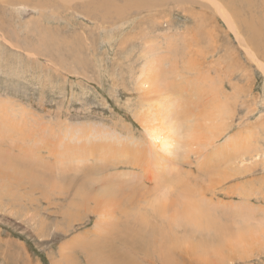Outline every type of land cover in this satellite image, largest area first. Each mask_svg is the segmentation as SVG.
<instances>
[{
  "label": "rangeland",
  "instance_id": "rangeland-1",
  "mask_svg": "<svg viewBox=\"0 0 264 264\" xmlns=\"http://www.w3.org/2000/svg\"><path fill=\"white\" fill-rule=\"evenodd\" d=\"M263 64L264 0H0V264H264Z\"/></svg>",
  "mask_w": 264,
  "mask_h": 264
},
{
  "label": "bare ground",
  "instance_id": "bare-ground-1",
  "mask_svg": "<svg viewBox=\"0 0 264 264\" xmlns=\"http://www.w3.org/2000/svg\"><path fill=\"white\" fill-rule=\"evenodd\" d=\"M116 6V5H115ZM216 6V10H217V12L221 15V17L223 18V20L225 21V23L228 25V27L230 28V29H232V31H234V29L236 30V25H234V23H233V21L230 19V16L228 15V13L220 6V5H215ZM262 25H261V27H260V31H258L259 32V35H260V33L263 31V29H262ZM253 29V28H252ZM256 32V31H255ZM256 34H257V36H258V33L256 32ZM238 36V35H237ZM249 56H250V59H252V60H254V61H256V62H258L257 60H256V57H255V55H253V54H249ZM251 60V61H252ZM258 65H259V67H260V69L262 68L263 69V67H261L262 66V64H261V66H260V64L259 63H257ZM264 65V64H263ZM217 124V123H216ZM219 124V123H218ZM217 124V125H218ZM223 127H224V125H222ZM222 126L220 127L219 125H218V127L216 126V127H214L213 129H211V132H212V135H213V138H216V136L215 135H219L220 133H222V130H224V128H222ZM188 129H186L185 130V133L187 134V136H186V138L184 139V142H187L188 144L191 142V141H193V139H196V136L199 134L198 133V131H197V129H194L191 125H189L188 124ZM174 129V128H173ZM173 129H170V131L168 132V130H166V132L167 133H165L166 135L167 134H170V133H174V134H177L176 133V131H174ZM213 138H211V139H213ZM164 139H166V138H164ZM213 140H216V139H213ZM207 141H209V140H207ZM15 173V172H14ZM126 176H130V175H125V177ZM12 177V176H11ZM15 177V176H14ZM13 177V178H14ZM16 178V177H15ZM106 188H108V189H106L103 193H101L100 195H99V201H103L104 199H105V197L106 196H108L109 195V193H110V190L109 189H111L113 192H115L116 190L115 189H117V191L119 190L118 188H116V186H114V184L112 185V184H110V185H108ZM117 193V192H116ZM116 193H114V194H116ZM109 196H111V195H109ZM166 202V200L165 199H160V200H158L156 203H155V205H154V208L155 209H157V210H159L161 213L163 212V211H161L164 207V205H165V202ZM190 202H192L191 204H189V206L187 205V211H188V213L183 217V219L184 218H186V220L185 221H188V223H190L191 225H193V226H195L196 228H197V225H198V227H200L201 226V224H202V226H204L205 228H209V227H211V228H213V229H216V230H220V228L219 227H217L218 226V224H217V226L215 225V222H216V220L215 219H213V220H215V221H213L212 220V218H211V215H210V213L209 212H207V211H203L202 209H201V207H200V204H198V202H195L194 201V199H193V201H190ZM187 204V203H186ZM189 207H191V211L189 210ZM185 211H186V209H185ZM160 214V213H159ZM182 221V220H181ZM217 227V228H216ZM222 227V226H221Z\"/></svg>",
  "mask_w": 264,
  "mask_h": 264
},
{
  "label": "crops",
  "instance_id": "crops-1",
  "mask_svg": "<svg viewBox=\"0 0 264 264\" xmlns=\"http://www.w3.org/2000/svg\"><path fill=\"white\" fill-rule=\"evenodd\" d=\"M260 206H262V205H260Z\"/></svg>",
  "mask_w": 264,
  "mask_h": 264
}]
</instances>
